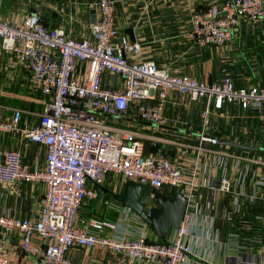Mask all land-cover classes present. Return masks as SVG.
I'll return each instance as SVG.
<instances>
[{"label": "built area", "instance_id": "1", "mask_svg": "<svg viewBox=\"0 0 264 264\" xmlns=\"http://www.w3.org/2000/svg\"><path fill=\"white\" fill-rule=\"evenodd\" d=\"M261 20L264 0L212 2L191 12L190 34L199 47H223L233 41L241 23ZM0 48L28 65L31 81L48 98L34 125L19 127L20 110H14L9 121L0 120V132L17 131L45 149L43 170L23 164L18 149L2 153L0 182L16 187L41 182L45 191L37 215L0 214L2 236L19 234L22 252L38 260L17 263L0 239V264H71L67 253L74 245L111 251L116 254L113 264H191L193 243L201 237L195 229L206 227L207 214L215 203L214 179L199 177L204 162L202 142L217 145L220 141L201 133L194 151L192 145L110 120L126 119L133 110L139 120L155 129L172 125L174 119L164 114V107L174 92L189 101L203 100L204 128L212 112L231 103L243 110H259L264 119V85L236 86L230 78L209 83L173 74L153 60H129L127 53H138L139 45L116 26L112 0H96V22L89 25L88 38L48 27L37 14H27L15 23L0 19ZM103 72L120 77L122 87H103ZM146 140L150 142L148 155L144 153ZM167 144L177 146L179 161L189 159L186 165L169 157ZM211 152L216 154L215 166H221L216 190L227 192L230 181L222 167L226 157ZM108 175L148 184L157 191L177 186L187 200L179 227L173 228L165 241L149 239L148 227L131 208L99 196L95 186H101ZM257 184L262 185L263 180ZM87 200L98 201V206L116 214V219L91 218L78 223V212ZM145 208L148 212L151 204Z\"/></svg>", "mask_w": 264, "mask_h": 264}, {"label": "crops", "instance_id": "2", "mask_svg": "<svg viewBox=\"0 0 264 264\" xmlns=\"http://www.w3.org/2000/svg\"><path fill=\"white\" fill-rule=\"evenodd\" d=\"M112 1L116 26L122 32L125 28L132 29L133 39L127 35L131 42L139 45L138 53H127L129 60H153L173 74H186L209 83L230 78L239 85L255 82L264 84L260 82L263 80L259 76L260 72L252 68L246 70V76L229 69L223 71L222 77H209V73L216 69V60H220L218 51L224 61V53L229 47L220 50L213 46L195 45L190 34V15L193 10L223 0ZM92 9L96 10V0H0V19L15 23L35 11L46 26L64 28L75 38H88L91 24L89 12ZM85 66L83 63L82 69ZM102 86L121 88L122 79L103 72ZM47 100L39 86L31 81L28 65L18 62L10 51L0 48V120L9 121L14 110H20L19 127L34 125ZM202 108L203 100L189 101L186 96L174 92L169 94L164 107V114L174 119L172 125L151 130V125L139 120L133 110H130L126 119L113 118L110 121L144 134L154 133L181 144L192 145L194 151L199 147L201 133L217 137L220 141L217 145L202 142L204 162L200 165L199 177L214 179L215 189L212 193L215 203L207 214L206 227L195 229L201 237L193 243L191 264H204L202 261L206 264H264V119L257 111L243 110L237 103H231L225 104L220 111L212 112L208 127L204 128ZM9 148L18 149L23 164L31 170L44 169L43 146L29 142L17 131L0 132V160L3 151ZM165 149L169 157L181 166L188 162L189 159L178 160L177 146L167 144ZM211 151L224 153L226 157L222 167H225L230 181L227 192L216 190L221 166H215L216 154ZM261 180L263 184H257ZM123 182L119 177L113 179L108 175L104 185L96 190L100 197L107 199V194L119 191ZM44 191L45 186L41 182L25 183L20 187L0 182V214L15 217L37 215ZM204 191L207 194L210 192L209 189ZM110 200L116 201L115 198ZM89 202L92 201L87 200L79 210L78 223L91 218L104 219L89 212L85 213V217L80 216ZM95 204L98 207V201ZM111 215V219H116V214L111 212ZM1 233L0 239L5 250L14 261L34 263L38 260L22 252L19 234L2 236ZM147 233L150 239L155 237L150 229ZM34 242L38 243L37 240ZM67 257L71 264H113L116 254L106 249L74 245Z\"/></svg>", "mask_w": 264, "mask_h": 264}, {"label": "water", "instance_id": "3", "mask_svg": "<svg viewBox=\"0 0 264 264\" xmlns=\"http://www.w3.org/2000/svg\"><path fill=\"white\" fill-rule=\"evenodd\" d=\"M90 23L96 22V10H90ZM33 15L36 14L32 11ZM124 32L133 39V31L125 28ZM144 153H150V142L145 141ZM112 196L124 206L132 209L145 225L155 234L158 239H166L170 229L179 227L186 210V197L174 186L170 194L160 193L150 185H142L130 180H125L120 192H111ZM152 200L157 206L151 207L147 212L145 206ZM202 263L206 264L205 261Z\"/></svg>", "mask_w": 264, "mask_h": 264}, {"label": "rangeland", "instance_id": "4", "mask_svg": "<svg viewBox=\"0 0 264 264\" xmlns=\"http://www.w3.org/2000/svg\"><path fill=\"white\" fill-rule=\"evenodd\" d=\"M238 32H240L241 34L238 38L236 37L234 39V42L229 45V49L227 50L228 52L225 51L224 61L222 60L223 56H221V52L218 51L220 60H216V69L214 72L209 73V77H213L214 79L222 77L223 71L225 72L224 67H226L227 65L231 67L229 68L230 70H234L236 72L239 71V75L243 76H246L245 74L248 68H252L253 71L260 72L259 76L263 77V80L260 82L264 83V20L258 21L255 24L251 22L240 26L236 29L235 33H237L238 35ZM226 62L229 63L226 64ZM255 111L260 113L259 110ZM149 128L151 130H155L152 125ZM104 182L105 181H103L101 185H104ZM162 190L169 193L171 192V189L168 186L163 188ZM113 192L117 193L120 192V190H115ZM107 197L110 199H114L111 193H108ZM95 202V200L89 202L88 206L84 207L85 210H83L84 212L82 211L80 216L85 217V213L89 212L91 215H96L99 218H102L101 216H103L105 219H111L113 216L111 215V211L107 210L104 206L97 207V204H95ZM134 222L138 225L144 223H137V220H135ZM172 232L173 229L169 231L168 237L171 236ZM151 237L153 238V236Z\"/></svg>", "mask_w": 264, "mask_h": 264}, {"label": "trees", "instance_id": "5", "mask_svg": "<svg viewBox=\"0 0 264 264\" xmlns=\"http://www.w3.org/2000/svg\"><path fill=\"white\" fill-rule=\"evenodd\" d=\"M223 1H224V0H223ZM214 2H216V3H221L222 1H214ZM210 4H211V3H210ZM210 4H209V5H210ZM209 5H208V6H209ZM208 6H207V7H208ZM207 7H206V8H207ZM203 9H205V8H202V9H196V10H193V11H199V10H203ZM253 23L255 24L256 22H253ZM245 24H248V22L241 23L238 27L243 26V25H245ZM238 27H237V28H238ZM238 33H239L238 35H237V33H235L232 42H234V39H235L236 37L238 38L239 35L241 34L240 32H238ZM232 42H231V43H232ZM231 43H229L228 45H225V46H223V47H215V48L220 49V50H221V49L223 50V49H226L227 47H229V45H230ZM213 47H214V46H213ZM229 68H230V66H227V65H226V67H224V69L227 70V71L229 70ZM195 78H196V77H195ZM197 79H198V78H197ZM234 83H235L236 86H241V85H239V84H236V82H234ZM254 84H260V83L255 82ZM240 108H241V107H240ZM241 109H242V108H241ZM254 111H255V110H254ZM101 186H102V185H101ZM101 186H95V188L97 189V187H101ZM170 230H171V229H170ZM148 238H149V237H148ZM149 239H150V238H149ZM154 239L157 240V241H158V240H159V241L161 240V239H158L156 236H155L153 239H151V240H154ZM162 241H165V239L162 240Z\"/></svg>", "mask_w": 264, "mask_h": 264}, {"label": "flooded vegetation", "instance_id": "6", "mask_svg": "<svg viewBox=\"0 0 264 264\" xmlns=\"http://www.w3.org/2000/svg\"><path fill=\"white\" fill-rule=\"evenodd\" d=\"M160 193H165V194H168V193H166V192H164V191H159ZM150 204H151V207H154V206H157L156 205V203L154 202V200H152L151 202H150Z\"/></svg>", "mask_w": 264, "mask_h": 264}]
</instances>
